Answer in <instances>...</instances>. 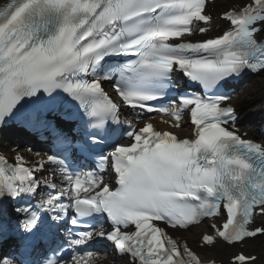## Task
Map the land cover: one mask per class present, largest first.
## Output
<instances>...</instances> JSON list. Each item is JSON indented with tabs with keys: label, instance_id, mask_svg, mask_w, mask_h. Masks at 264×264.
I'll return each instance as SVG.
<instances>
[{
	"label": "snow or ice",
	"instance_id": "1",
	"mask_svg": "<svg viewBox=\"0 0 264 264\" xmlns=\"http://www.w3.org/2000/svg\"><path fill=\"white\" fill-rule=\"evenodd\" d=\"M207 0H7L0 5V131L51 138L56 151L30 160L0 153V264H30L29 254L55 241L65 219L62 245L41 264H106L100 251L83 250L97 238L111 242L126 264H203L186 242L167 229L189 228L203 218L225 217L203 234L205 247L222 240L238 246L264 237V142L235 127L238 109L229 92L247 72L264 74V0L230 8L223 35L184 40L198 23L210 24ZM207 27H200L201 33ZM128 57L102 64L105 57ZM177 73L202 94L180 92L171 107L159 104ZM113 88L110 94L103 85ZM187 88V86H186ZM63 97L75 104L87 134L66 131L52 114ZM116 97L119 99L117 100ZM161 112L194 127L191 139L156 131L152 123L129 126L132 143L108 154L94 149L116 134L121 110ZM95 156L96 167L74 171L70 160ZM49 165L53 167L49 169ZM110 168L114 184L104 179ZM49 172L48 176L43 173ZM83 177V179H82ZM87 185V187H85ZM29 202L13 210L9 201ZM106 214L109 227L90 217ZM156 222H160L159 224ZM6 245L14 251L4 252ZM243 250L232 264H256ZM215 264V262H212Z\"/></svg>",
	"mask_w": 264,
	"mask_h": 264
},
{
	"label": "bare ground",
	"instance_id": "2",
	"mask_svg": "<svg viewBox=\"0 0 264 264\" xmlns=\"http://www.w3.org/2000/svg\"><path fill=\"white\" fill-rule=\"evenodd\" d=\"M234 0H216L215 1V8L217 10H223L226 9L227 3H230ZM239 1V0H235ZM262 82L260 84L259 89H256L254 87L246 86L243 90L239 91L237 93V96L234 98V101L237 103V106L241 110L242 113V120L243 122H251L257 118L258 114L254 113L256 107L260 104L259 100L260 97L263 94V90L261 89V86L264 84V76L261 77ZM182 131V129L180 130ZM204 224L201 225L203 227ZM199 228H192L187 231L188 236H195L197 230ZM264 250V242L261 245V250ZM110 249H106L104 252H100L102 256H107V262L106 264H109L112 262L111 260V254H110Z\"/></svg>",
	"mask_w": 264,
	"mask_h": 264
},
{
	"label": "rangeland",
	"instance_id": "3",
	"mask_svg": "<svg viewBox=\"0 0 264 264\" xmlns=\"http://www.w3.org/2000/svg\"><path fill=\"white\" fill-rule=\"evenodd\" d=\"M261 82H262L261 77H258V78H253V79L246 81L244 85L245 86L251 85L252 87L258 89V86L260 85Z\"/></svg>",
	"mask_w": 264,
	"mask_h": 264
}]
</instances>
